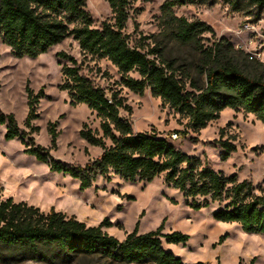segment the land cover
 <instances>
[{
  "label": "trees",
  "instance_id": "16d2710c",
  "mask_svg": "<svg viewBox=\"0 0 264 264\" xmlns=\"http://www.w3.org/2000/svg\"><path fill=\"white\" fill-rule=\"evenodd\" d=\"M105 1L111 7L112 18L96 27L87 10V0H0V38L15 57L36 58L73 36L85 55L108 59L115 65L124 86L139 95L149 88L152 96L160 98L163 105L188 118L187 128L194 132L219 119L227 108L253 114L264 123V77L246 72L240 58L254 64L255 70L264 69V64L249 61L224 38L207 46L204 34L212 32V27L204 21L189 20L175 13L176 7L213 5L217 0H165L161 6V41L156 40L155 46L147 50L143 44L132 45L127 33L129 9L134 0ZM225 1L234 10L249 14H254L256 9L258 14L264 9V0ZM165 41L190 46L200 54L198 69L206 75L202 87L191 82L195 90H187L177 74L175 62L163 56ZM58 56L71 63L62 67L65 80L61 85L69 92L71 103L86 104L101 118L102 136L87 124L80 136L89 144L102 148L103 153L84 167L55 160L48 149L36 146L33 140L29 143L23 140L26 153L48 163L52 171L79 179L81 190L89 188L98 174L108 178L115 173L125 181L150 182L165 173L166 184L185 197L210 198L195 204L196 208L210 206L211 202H226L224 208L214 212L216 220L237 223L246 233H264V187L256 189L248 180L239 181L237 174L225 176L165 138L135 132L133 123L120 113L121 109L131 112L132 108L119 91H113L109 97L104 89L81 73L76 58L66 52H59ZM132 72H137L140 78L132 77ZM27 93L29 112L25 125L37 131L33 122L39 116L38 102L44 92L35 94L27 87ZM0 124H7V140L20 134L25 139L28 135L21 131L13 113L0 112ZM56 126L57 123H51L49 127L52 148L57 146L59 136ZM106 139L111 140L110 146ZM219 142L224 148L222 159L227 160L237 147L229 139ZM110 225L112 222L105 219L98 226H89L55 209L45 212L25 201L4 198L0 191V261L72 264L97 257L111 264H184L182 258L163 248L162 239L185 244L189 235L163 233L161 225L148 233H139L136 228L120 241L104 230Z\"/></svg>",
  "mask_w": 264,
  "mask_h": 264
},
{
  "label": "rangeland",
  "instance_id": "374dc122",
  "mask_svg": "<svg viewBox=\"0 0 264 264\" xmlns=\"http://www.w3.org/2000/svg\"><path fill=\"white\" fill-rule=\"evenodd\" d=\"M165 0H134L129 9L127 33L132 45L155 46L161 41V6ZM87 10L100 27L112 18V10L105 0H87ZM252 10V9H251ZM250 11V10H249ZM236 11L225 0L215 4H187L176 7L178 16L189 20H201L210 25L212 32L204 34L207 46L222 38L240 48L249 61L264 64V10L257 14ZM257 14V15H255ZM163 56L175 62L177 74L193 91L191 82L202 87L206 75L198 69L200 54L190 46L165 41ZM239 50V49H237ZM66 52L77 59L81 73L104 89L110 97L119 91L131 112L121 109L135 132H144L157 138H165L185 153L200 158L225 176L237 174L238 180H248L258 189L264 187V123L255 115L243 110L225 109L219 119L198 132L187 128L188 118L160 98L153 97L148 88L143 95L136 94L121 83V74L108 59H94L85 55L73 36L51 47L36 58H17L0 38V112L13 113L21 131L26 132L7 140V124H0V191L4 198L13 197L16 202L25 201L48 212L51 209L75 216L87 225L98 226L108 219L112 225L104 227L120 241L136 228L139 233L157 230L163 225V233L182 232L189 235L183 244L168 243L163 248L182 258L185 264H264V233H246L239 224L218 221L214 212L224 208L226 202H211L210 206L195 207L210 198H187L182 192L165 182V173L150 182L125 181L115 173L109 177L98 174L89 188L81 190L80 180L64 172L52 171L49 164L26 153V144L49 150L55 160L66 165L86 166L98 160L103 150L89 144L80 136L85 124L102 136L101 118L86 104L73 105L67 90L61 88L65 78L62 72L68 60L58 56ZM254 57V60L249 58ZM243 68L251 75L264 77V69L255 70L254 64ZM250 66H253V68ZM140 78L137 72L130 74ZM27 87L35 94L43 90L39 98L38 118L34 120L37 131L25 125L29 112ZM57 123V146L52 148L50 124ZM185 132V134H183ZM178 137L175 138L174 135ZM222 135V136H221ZM231 140L237 150L222 159L224 148L220 140ZM107 146L112 144L106 139ZM258 194L260 191H257ZM0 264H41L33 260L3 262ZM72 264H111L99 258L85 259ZM151 264V263H136Z\"/></svg>",
  "mask_w": 264,
  "mask_h": 264
},
{
  "label": "built area",
  "instance_id": "2783aa9c",
  "mask_svg": "<svg viewBox=\"0 0 264 264\" xmlns=\"http://www.w3.org/2000/svg\"><path fill=\"white\" fill-rule=\"evenodd\" d=\"M263 10H264V9H263ZM237 49H239V50H240V48H238V47H237ZM241 51H242V50H241ZM249 58H250L251 60H254V57H253L252 55H251V56L249 55ZM174 137H175V138H177V137H178V135H177V134H175V135H174Z\"/></svg>",
  "mask_w": 264,
  "mask_h": 264
},
{
  "label": "crops",
  "instance_id": "0c3cea01",
  "mask_svg": "<svg viewBox=\"0 0 264 264\" xmlns=\"http://www.w3.org/2000/svg\"><path fill=\"white\" fill-rule=\"evenodd\" d=\"M105 230V229H104ZM106 231V230H105ZM107 232V231H106Z\"/></svg>",
  "mask_w": 264,
  "mask_h": 264
},
{
  "label": "water",
  "instance_id": "95a60500",
  "mask_svg": "<svg viewBox=\"0 0 264 264\" xmlns=\"http://www.w3.org/2000/svg\"><path fill=\"white\" fill-rule=\"evenodd\" d=\"M185 264V263H184Z\"/></svg>",
  "mask_w": 264,
  "mask_h": 264
}]
</instances>
